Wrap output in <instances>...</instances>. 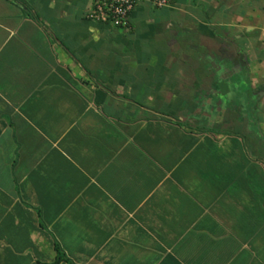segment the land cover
<instances>
[{"label":"crops","instance_id":"crops-1","mask_svg":"<svg viewBox=\"0 0 264 264\" xmlns=\"http://www.w3.org/2000/svg\"><path fill=\"white\" fill-rule=\"evenodd\" d=\"M251 1L0 0V264H264Z\"/></svg>","mask_w":264,"mask_h":264},{"label":"built area","instance_id":"built-area-1","mask_svg":"<svg viewBox=\"0 0 264 264\" xmlns=\"http://www.w3.org/2000/svg\"><path fill=\"white\" fill-rule=\"evenodd\" d=\"M140 0H90L91 8L86 15L89 20L109 24L115 29L126 30L130 25V14ZM155 8L168 6V0H149Z\"/></svg>","mask_w":264,"mask_h":264},{"label":"rangeland","instance_id":"rangeland-1","mask_svg":"<svg viewBox=\"0 0 264 264\" xmlns=\"http://www.w3.org/2000/svg\"><path fill=\"white\" fill-rule=\"evenodd\" d=\"M251 1V0H250ZM251 2H254L255 4V7H256V10L261 12L262 16L260 15V21H255V26L257 25V28L258 26L261 27V30H264V0H255V1H251ZM258 7V8H257ZM260 22V23H259ZM263 22V25L261 24ZM256 28V27H255ZM259 29H257L258 31ZM260 33V32H259ZM258 38V37H257ZM202 66H205L204 64H202Z\"/></svg>","mask_w":264,"mask_h":264}]
</instances>
